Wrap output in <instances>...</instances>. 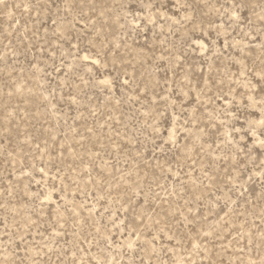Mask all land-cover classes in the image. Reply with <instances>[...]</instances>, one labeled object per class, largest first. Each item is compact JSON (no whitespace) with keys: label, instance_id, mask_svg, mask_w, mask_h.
<instances>
[{"label":"rangeland","instance_id":"obj_1","mask_svg":"<svg viewBox=\"0 0 264 264\" xmlns=\"http://www.w3.org/2000/svg\"><path fill=\"white\" fill-rule=\"evenodd\" d=\"M0 264H264V0H0Z\"/></svg>","mask_w":264,"mask_h":264}]
</instances>
